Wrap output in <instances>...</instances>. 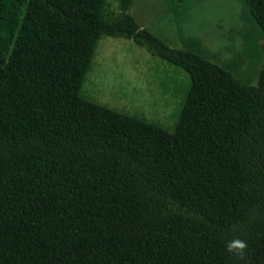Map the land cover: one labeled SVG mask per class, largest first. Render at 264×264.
<instances>
[{
    "label": "trees",
    "instance_id": "16d2710c",
    "mask_svg": "<svg viewBox=\"0 0 264 264\" xmlns=\"http://www.w3.org/2000/svg\"><path fill=\"white\" fill-rule=\"evenodd\" d=\"M132 4L0 0V264H264V62L247 84ZM103 35L184 71L171 129L84 96Z\"/></svg>",
    "mask_w": 264,
    "mask_h": 264
},
{
    "label": "rangeland",
    "instance_id": "374dc122",
    "mask_svg": "<svg viewBox=\"0 0 264 264\" xmlns=\"http://www.w3.org/2000/svg\"><path fill=\"white\" fill-rule=\"evenodd\" d=\"M107 11H119L107 0ZM140 27L172 48L191 50L255 85L264 62V38L245 0H133ZM184 71L120 36L99 39L82 85L85 97L172 128L183 100Z\"/></svg>",
    "mask_w": 264,
    "mask_h": 264
},
{
    "label": "clouds",
    "instance_id": "9594fccd",
    "mask_svg": "<svg viewBox=\"0 0 264 264\" xmlns=\"http://www.w3.org/2000/svg\"><path fill=\"white\" fill-rule=\"evenodd\" d=\"M226 251L230 254L242 256L248 248L246 240L240 238H233L232 240L225 242Z\"/></svg>",
    "mask_w": 264,
    "mask_h": 264
}]
</instances>
